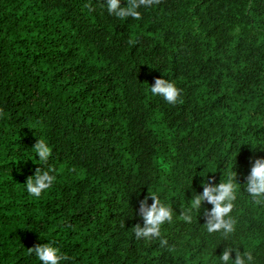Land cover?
I'll return each instance as SVG.
<instances>
[{
    "label": "trees",
    "instance_id": "1",
    "mask_svg": "<svg viewBox=\"0 0 264 264\" xmlns=\"http://www.w3.org/2000/svg\"><path fill=\"white\" fill-rule=\"evenodd\" d=\"M104 3L0 0V264H41L29 249L48 242L67 264H217L223 238L181 211L232 170L231 241L264 264V206L243 191L264 157V0H158L139 20ZM157 78L178 103L152 95ZM38 139L56 181L36 198ZM154 190L174 210L167 244L133 234Z\"/></svg>",
    "mask_w": 264,
    "mask_h": 264
},
{
    "label": "clouds",
    "instance_id": "2",
    "mask_svg": "<svg viewBox=\"0 0 264 264\" xmlns=\"http://www.w3.org/2000/svg\"><path fill=\"white\" fill-rule=\"evenodd\" d=\"M157 2L158 0H127V6L121 7V0H106L104 5L108 14L118 19L139 20L142 16L140 9H148ZM150 90L152 95L162 97L168 104L175 105L180 100V89L168 79L157 78L150 86ZM32 149H34L35 157L39 158V164L44 167L38 168L35 174L27 179L25 186L31 196L39 198L42 193L51 189L56 176L53 174L54 169L48 164L52 155V149L48 143L38 139ZM236 177L237 173L232 170L227 172L223 181L220 180L219 183H216L214 178L202 181V193L193 191L190 204L181 211V218L191 223L194 219L193 213L202 211L206 232L209 235L219 234L225 241L222 253L217 256V264H256L251 251H240L235 242L231 241L236 231V221L231 213L241 185ZM243 191L255 205L264 206V157L252 162L250 171L245 177ZM149 198L152 200L151 204L148 203ZM205 204L212 205L211 209L203 207ZM138 215L143 225L138 223L133 227L135 239L144 241L159 239L161 244H167V240L162 238V229L166 224L173 222L174 210L161 202L155 190L148 192V196L140 201ZM29 251L41 264H67L70 260V257L55 246L54 242L38 244Z\"/></svg>",
    "mask_w": 264,
    "mask_h": 264
}]
</instances>
